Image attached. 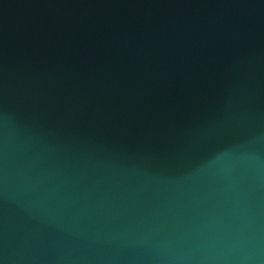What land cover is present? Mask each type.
<instances>
[{"label":"water","instance_id":"95a60500","mask_svg":"<svg viewBox=\"0 0 264 264\" xmlns=\"http://www.w3.org/2000/svg\"><path fill=\"white\" fill-rule=\"evenodd\" d=\"M0 264H264V0H0Z\"/></svg>","mask_w":264,"mask_h":264}]
</instances>
